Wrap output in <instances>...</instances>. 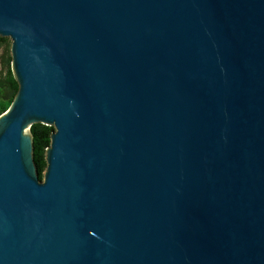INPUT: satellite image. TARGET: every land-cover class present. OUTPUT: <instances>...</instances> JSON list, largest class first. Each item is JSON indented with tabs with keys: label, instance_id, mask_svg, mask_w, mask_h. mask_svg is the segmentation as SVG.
<instances>
[{
	"label": "water",
	"instance_id": "water-1",
	"mask_svg": "<svg viewBox=\"0 0 264 264\" xmlns=\"http://www.w3.org/2000/svg\"><path fill=\"white\" fill-rule=\"evenodd\" d=\"M0 36V264H264V0H0Z\"/></svg>",
	"mask_w": 264,
	"mask_h": 264
},
{
	"label": "trees",
	"instance_id": "trees-1",
	"mask_svg": "<svg viewBox=\"0 0 264 264\" xmlns=\"http://www.w3.org/2000/svg\"><path fill=\"white\" fill-rule=\"evenodd\" d=\"M6 39L0 36V47ZM11 56L9 45H4L0 52V114L10 106L18 89V84L11 71ZM53 126L34 123L30 127L33 143V161L37 168L39 179L43 178L44 149L49 146Z\"/></svg>",
	"mask_w": 264,
	"mask_h": 264
},
{
	"label": "rangeland",
	"instance_id": "rangeland-1",
	"mask_svg": "<svg viewBox=\"0 0 264 264\" xmlns=\"http://www.w3.org/2000/svg\"><path fill=\"white\" fill-rule=\"evenodd\" d=\"M6 40L5 41H3V43H2V47H0V52H2V49H3V46L4 45H9V47H10V45H11V40H10V38L9 37H4ZM11 56V55H10Z\"/></svg>",
	"mask_w": 264,
	"mask_h": 264
}]
</instances>
